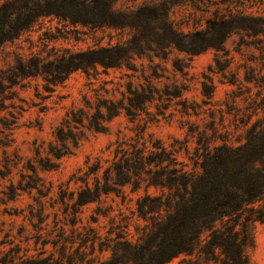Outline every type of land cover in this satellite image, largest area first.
<instances>
[{
  "label": "rangeland",
  "instance_id": "374dc122",
  "mask_svg": "<svg viewBox=\"0 0 264 264\" xmlns=\"http://www.w3.org/2000/svg\"><path fill=\"white\" fill-rule=\"evenodd\" d=\"M49 1L0 39V264H109L160 218L149 176L264 130V0Z\"/></svg>",
  "mask_w": 264,
  "mask_h": 264
},
{
  "label": "trees",
  "instance_id": "16d2710c",
  "mask_svg": "<svg viewBox=\"0 0 264 264\" xmlns=\"http://www.w3.org/2000/svg\"><path fill=\"white\" fill-rule=\"evenodd\" d=\"M64 1L86 17L102 7L100 0ZM50 4H0V39L27 29ZM92 21L111 22L97 16ZM169 157L163 150L159 160ZM194 162L165 165L149 176L147 185L167 189L161 192L160 218L135 240L118 243L109 264H251L254 224L264 223V130L248 132L241 144L204 151Z\"/></svg>",
  "mask_w": 264,
  "mask_h": 264
}]
</instances>
